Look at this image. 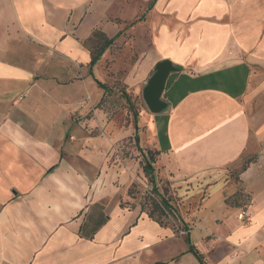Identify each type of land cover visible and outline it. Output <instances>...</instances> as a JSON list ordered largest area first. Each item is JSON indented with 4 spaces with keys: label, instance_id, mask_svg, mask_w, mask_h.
Masks as SVG:
<instances>
[{
    "label": "crops",
    "instance_id": "obj_1",
    "mask_svg": "<svg viewBox=\"0 0 264 264\" xmlns=\"http://www.w3.org/2000/svg\"><path fill=\"white\" fill-rule=\"evenodd\" d=\"M151 1L0 0V264H199L189 246L264 264V0ZM131 19L125 84L176 67L137 131L174 197L168 224L123 204L138 167L115 162L96 106L110 51L91 65L89 40Z\"/></svg>",
    "mask_w": 264,
    "mask_h": 264
},
{
    "label": "rangeland",
    "instance_id": "obj_2",
    "mask_svg": "<svg viewBox=\"0 0 264 264\" xmlns=\"http://www.w3.org/2000/svg\"><path fill=\"white\" fill-rule=\"evenodd\" d=\"M129 1L130 5L138 4V0ZM144 9H140L139 15L142 14ZM112 21L115 23L121 22L117 18ZM132 22H134L133 19L125 21L121 25L122 32L120 37L106 50L107 52L110 51V53L106 59V66L102 67L101 73L102 81L109 90L103 93V97L96 106L103 112L101 120L112 126L114 134H116L117 141L114 146L115 162L122 161L124 163L130 159L138 167L137 171L139 174L136 175L137 179L129 187L128 199L123 204L131 209L149 213L153 209L154 202L159 201V197L152 192L151 185L143 172L144 160L141 156H147L150 153L144 147L140 148L139 144L136 145L134 135L138 134L137 131L141 129L140 126H142L144 118L150 112L142 99L141 85L134 84V86L129 88L124 82L128 76L130 78H135L136 76V73H133V64L135 63L133 55H137L135 53V35L130 31ZM87 118H91V116H87ZM151 152L156 160L157 156L153 150ZM158 190L162 193L163 191L167 192L168 188L160 184ZM168 198L170 202H174L173 196ZM154 217L158 218V214L154 213ZM159 220L162 224L170 223L168 216L159 218Z\"/></svg>",
    "mask_w": 264,
    "mask_h": 264
},
{
    "label": "trees",
    "instance_id": "obj_3",
    "mask_svg": "<svg viewBox=\"0 0 264 264\" xmlns=\"http://www.w3.org/2000/svg\"><path fill=\"white\" fill-rule=\"evenodd\" d=\"M154 0L151 1V3L149 4V7L152 6ZM116 37L113 38H107L101 31H95L92 34V37L90 38V42H91V65H94L101 57V55L110 47L112 46L115 42ZM98 86L104 90V92L108 91L109 88L97 81ZM134 140L136 145H138V135L137 133L134 135ZM140 150V148H139ZM147 152L150 153L147 156L143 155V160H144V165H143V172L145 177L148 179V182L151 185L152 188V192L159 197V201L158 202H154L153 204V209L151 212L147 213V215L155 220L156 222L161 223V221L159 220V218H166L168 215H171L174 217V209L170 204L169 198L170 196H168V191H163L162 193L159 192L156 181H155V177H154V168H153V163L155 162V157L153 155V153L151 152V150L147 149ZM155 155H157L158 153L153 151ZM253 161L252 159H248L246 161H244L241 166L239 168L233 169L230 171V176L237 180L238 176L240 175V173H242L243 171H245V169L248 167V165ZM166 187V186H165ZM226 203L227 204H233L232 201L230 199H226ZM154 213L158 214V218L154 217ZM188 239H186L187 241ZM189 251H191L193 253V255L196 257L197 261L199 262V264H206L203 257L198 253V251L193 248L192 246H189Z\"/></svg>",
    "mask_w": 264,
    "mask_h": 264
},
{
    "label": "water",
    "instance_id": "obj_4",
    "mask_svg": "<svg viewBox=\"0 0 264 264\" xmlns=\"http://www.w3.org/2000/svg\"><path fill=\"white\" fill-rule=\"evenodd\" d=\"M170 61L164 60L156 64L151 76L142 89V99L151 114L165 110L166 105L161 100L166 79L170 72L175 71Z\"/></svg>",
    "mask_w": 264,
    "mask_h": 264
},
{
    "label": "built area",
    "instance_id": "obj_5",
    "mask_svg": "<svg viewBox=\"0 0 264 264\" xmlns=\"http://www.w3.org/2000/svg\"><path fill=\"white\" fill-rule=\"evenodd\" d=\"M242 217V216H241Z\"/></svg>",
    "mask_w": 264,
    "mask_h": 264
}]
</instances>
